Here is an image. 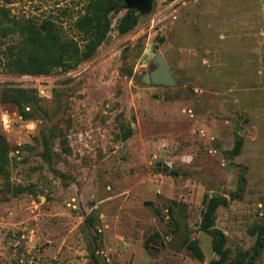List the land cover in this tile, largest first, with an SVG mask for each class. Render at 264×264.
I'll use <instances>...</instances> for the list:
<instances>
[{
	"label": "rangeland",
	"instance_id": "obj_1",
	"mask_svg": "<svg viewBox=\"0 0 264 264\" xmlns=\"http://www.w3.org/2000/svg\"><path fill=\"white\" fill-rule=\"evenodd\" d=\"M89 1L0 0V264H209L211 197L229 202L215 213L228 261L246 259L264 227V0H153L127 32V9L111 14L71 71H6L20 37L4 26L48 19L81 45ZM158 54L172 86L143 81ZM18 88L34 98L27 121L2 101Z\"/></svg>",
	"mask_w": 264,
	"mask_h": 264
},
{
	"label": "trees",
	"instance_id": "obj_2",
	"mask_svg": "<svg viewBox=\"0 0 264 264\" xmlns=\"http://www.w3.org/2000/svg\"><path fill=\"white\" fill-rule=\"evenodd\" d=\"M125 9L124 0H90L84 14L74 23L75 30L82 37L79 45L74 39L65 38L57 24L45 19L40 23L19 21L13 26L2 29L17 32L20 37L19 45L10 51L5 64L6 71L19 75H49L54 70L68 72L81 63L89 60L105 40L111 26L110 15ZM136 10H126L119 22L122 32L131 30L137 24ZM15 29V30H14ZM24 99L34 100L28 91L18 88L2 95L4 103L13 104L22 120H30L32 116L23 106ZM241 142H238L233 154L239 152ZM10 147L3 135L0 134V176L8 175ZM206 209L200 224V230L213 238L212 250L218 256L209 264H254L264 249V227L260 228L255 245L246 259L236 262L228 261V250L224 247L225 235L215 227V213L218 207L228 205L223 197L204 199ZM154 236L147 239L150 243ZM185 245L197 257L202 259V253L196 240H186Z\"/></svg>",
	"mask_w": 264,
	"mask_h": 264
},
{
	"label": "water",
	"instance_id": "obj_3",
	"mask_svg": "<svg viewBox=\"0 0 264 264\" xmlns=\"http://www.w3.org/2000/svg\"><path fill=\"white\" fill-rule=\"evenodd\" d=\"M153 0H124V6L127 10H136L140 14H147L152 9ZM153 63L155 69L149 74H145L143 81L146 84L157 86H172L174 80L171 72L161 54L154 57Z\"/></svg>",
	"mask_w": 264,
	"mask_h": 264
},
{
	"label": "built area",
	"instance_id": "obj_4",
	"mask_svg": "<svg viewBox=\"0 0 264 264\" xmlns=\"http://www.w3.org/2000/svg\"><path fill=\"white\" fill-rule=\"evenodd\" d=\"M1 123L4 129H7L11 126V119L7 115L1 117Z\"/></svg>",
	"mask_w": 264,
	"mask_h": 264
},
{
	"label": "clouds",
	"instance_id": "obj_5",
	"mask_svg": "<svg viewBox=\"0 0 264 264\" xmlns=\"http://www.w3.org/2000/svg\"><path fill=\"white\" fill-rule=\"evenodd\" d=\"M186 159H190V158H186Z\"/></svg>",
	"mask_w": 264,
	"mask_h": 264
}]
</instances>
